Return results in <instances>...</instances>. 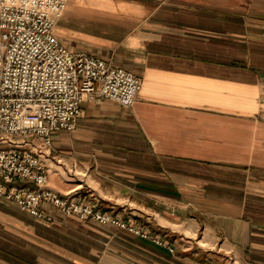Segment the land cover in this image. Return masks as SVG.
Returning <instances> with one entry per match:
<instances>
[{
  "label": "crops",
  "instance_id": "crops-1",
  "mask_svg": "<svg viewBox=\"0 0 264 264\" xmlns=\"http://www.w3.org/2000/svg\"><path fill=\"white\" fill-rule=\"evenodd\" d=\"M55 30L142 86L29 147L52 188L147 236L3 198L0 264H264V0H69Z\"/></svg>",
  "mask_w": 264,
  "mask_h": 264
},
{
  "label": "built area",
  "instance_id": "built-area-1",
  "mask_svg": "<svg viewBox=\"0 0 264 264\" xmlns=\"http://www.w3.org/2000/svg\"><path fill=\"white\" fill-rule=\"evenodd\" d=\"M69 0H0V202L3 198L37 216L61 215L113 223L138 234L135 224L95 207L81 196H64L49 185V169L30 148L54 149L53 134L73 130L82 103L104 97L123 106L134 103L142 76L64 44L55 26ZM159 242L161 240L156 239Z\"/></svg>",
  "mask_w": 264,
  "mask_h": 264
},
{
  "label": "rangeland",
  "instance_id": "rangeland-1",
  "mask_svg": "<svg viewBox=\"0 0 264 264\" xmlns=\"http://www.w3.org/2000/svg\"><path fill=\"white\" fill-rule=\"evenodd\" d=\"M6 145V143L4 144V141L0 140V146H4Z\"/></svg>",
  "mask_w": 264,
  "mask_h": 264
}]
</instances>
